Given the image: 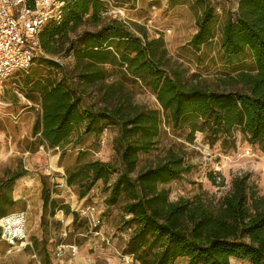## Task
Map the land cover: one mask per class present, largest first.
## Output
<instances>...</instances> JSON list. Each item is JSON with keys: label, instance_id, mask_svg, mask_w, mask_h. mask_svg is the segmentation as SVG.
Wrapping results in <instances>:
<instances>
[{"label": "trees", "instance_id": "obj_1", "mask_svg": "<svg viewBox=\"0 0 264 264\" xmlns=\"http://www.w3.org/2000/svg\"><path fill=\"white\" fill-rule=\"evenodd\" d=\"M191 1L201 8L197 31L188 42L198 54L216 37V9L209 0ZM108 9L107 0H66L61 20L48 23L31 40L32 65L14 74H23L27 97L40 106L32 135L47 148L62 150L72 141L78 144L85 136L98 140L107 129L117 128L118 164L79 163L66 171V183L78 186L83 198L101 181L107 207L123 202L130 230L124 252L134 263L231 264L238 259L264 264V195L248 174L234 176L229 191L213 203L207 192L205 198L197 194L170 200L164 185L182 180L192 168L178 152L169 150L138 170L141 156L156 149L165 121L233 148L239 131L251 145L264 148V0H239L236 12L226 13L219 59L235 72L222 79L230 87L226 90L187 79L161 37L150 38L143 26L111 17ZM87 22L94 28L80 30ZM245 60L249 66L242 65ZM107 66L151 89L160 108L135 104L122 82L106 84ZM26 175L20 167L0 177V219L16 205L14 188ZM208 177L216 183L213 172ZM41 183V222L62 211L77 223L79 214L51 198L45 178Z\"/></svg>", "mask_w": 264, "mask_h": 264}, {"label": "rangeland", "instance_id": "obj_2", "mask_svg": "<svg viewBox=\"0 0 264 264\" xmlns=\"http://www.w3.org/2000/svg\"><path fill=\"white\" fill-rule=\"evenodd\" d=\"M114 1L116 6L123 8L126 21L143 26L150 38L161 37L164 40L169 56L185 70L187 79L209 89L230 88L222 79L235 72L220 61L218 43L226 13L236 12L239 0H209L216 9V37L198 54L188 45L197 31L196 20L201 13V8L193 1ZM85 28L93 29V22L85 23L80 30ZM63 62L71 64L69 59H64ZM36 64L37 61L32 67ZM249 64V60H245L242 65ZM242 65L238 64L237 67ZM106 70V84L122 82L135 104L148 109L160 108L151 89L136 82L119 68L107 66ZM94 99L96 100V95L90 97V100ZM0 103V177L7 170L23 167L27 170V175L22 180L31 181L30 184L22 180L16 183L13 197L17 203L8 213L17 210L26 212L27 234L33 244V248H12L0 240V264H133L128 262L126 256L129 255L124 252L130 230L124 224L127 216L122 210L123 202L107 207L104 199L108 193L103 190L101 181L83 198L78 195V186L66 183V171L79 163L98 160L118 164L114 149L117 128L107 129L98 140L94 136H85L80 143L72 141L62 150L50 149L38 136L32 135V126L40 114V106L27 97L23 74H14L1 84ZM6 103L11 105L5 106ZM162 128L156 149L141 156L138 170L165 156L169 150L181 154L192 168L182 180L164 185L171 201L192 198L197 194L205 198L207 192L210 201L216 203L229 191L232 178L241 174H248L258 192L264 195V148L251 145L239 131L235 133L237 142L233 148L221 144V140L212 143L204 132L195 131L192 134L188 128H174L168 121L163 123ZM210 172L215 174L216 183L209 180ZM115 176L116 173L113 179ZM41 178L46 179L51 198L59 204L68 205L71 211L76 212L89 205L103 211V225L99 228L101 234L90 233L86 230L84 219L79 218L74 223L73 216L65 215L62 211H58L53 218L47 215L41 222ZM221 178H224L222 184L219 183ZM68 222L70 225H67ZM62 241L76 246L78 253L72 256L68 252L59 261L55 259L54 250L55 245ZM177 264L184 263L179 261ZM242 264L249 263L243 261Z\"/></svg>", "mask_w": 264, "mask_h": 264}, {"label": "built area", "instance_id": "obj_3", "mask_svg": "<svg viewBox=\"0 0 264 264\" xmlns=\"http://www.w3.org/2000/svg\"><path fill=\"white\" fill-rule=\"evenodd\" d=\"M107 15H113L126 21L123 8L107 0ZM66 0H0V87L1 84L17 71L28 70L33 62L32 39L50 22H59L62 18ZM35 48H38L35 42ZM1 105V103H0ZM11 103L5 104L10 106ZM84 219L90 233L100 235L103 225L101 210L93 205L76 210ZM67 225H70L68 222ZM1 238L12 248H33L27 234V214L17 210L0 219ZM107 243L108 240H107ZM55 259L61 260L69 252L72 256L78 248L63 241L55 245ZM128 262L134 264L129 257ZM40 264V263H39Z\"/></svg>", "mask_w": 264, "mask_h": 264}, {"label": "crops", "instance_id": "obj_4", "mask_svg": "<svg viewBox=\"0 0 264 264\" xmlns=\"http://www.w3.org/2000/svg\"><path fill=\"white\" fill-rule=\"evenodd\" d=\"M234 262H238L239 264H241L243 261H239V260H237V259H232V260H231V264L234 263ZM238 263H237V264H238Z\"/></svg>", "mask_w": 264, "mask_h": 264}]
</instances>
